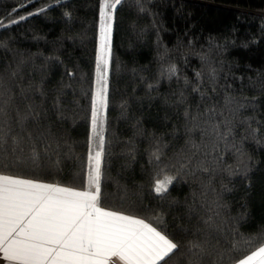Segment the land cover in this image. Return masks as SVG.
<instances>
[{
    "label": "trees",
    "instance_id": "16d2710c",
    "mask_svg": "<svg viewBox=\"0 0 264 264\" xmlns=\"http://www.w3.org/2000/svg\"><path fill=\"white\" fill-rule=\"evenodd\" d=\"M99 6L0 0V175L87 190ZM263 13L264 0L114 12L100 206L176 242L161 264H236L264 246Z\"/></svg>",
    "mask_w": 264,
    "mask_h": 264
},
{
    "label": "snow or ice",
    "instance_id": "6c2138e0",
    "mask_svg": "<svg viewBox=\"0 0 264 264\" xmlns=\"http://www.w3.org/2000/svg\"><path fill=\"white\" fill-rule=\"evenodd\" d=\"M121 2L100 0L87 190L0 175V254L10 264H161L179 248L143 219L100 206L103 113L114 12ZM93 139L98 143L93 145ZM173 179H157L154 191L166 192ZM236 264H264V246Z\"/></svg>",
    "mask_w": 264,
    "mask_h": 264
},
{
    "label": "rangeland",
    "instance_id": "374dc122",
    "mask_svg": "<svg viewBox=\"0 0 264 264\" xmlns=\"http://www.w3.org/2000/svg\"><path fill=\"white\" fill-rule=\"evenodd\" d=\"M260 17L263 18L264 20V13L263 14H258ZM98 42H99V35H98ZM95 87H96V72H95V84H94V90H95ZM105 110L106 108L104 109V113H103V120H104V117H105ZM105 123V121H104ZM91 124H92V118H91V123H90V137L93 135L92 134V131H91ZM103 135H104V126H103ZM93 145L97 144L98 143V140L96 139H93L92 142H91ZM90 150V148H89ZM88 175H89V165H88Z\"/></svg>",
    "mask_w": 264,
    "mask_h": 264
},
{
    "label": "built area",
    "instance_id": "2783aa9c",
    "mask_svg": "<svg viewBox=\"0 0 264 264\" xmlns=\"http://www.w3.org/2000/svg\"><path fill=\"white\" fill-rule=\"evenodd\" d=\"M0 264H6L5 260L3 259L2 254H0ZM11 264H14V262Z\"/></svg>",
    "mask_w": 264,
    "mask_h": 264
},
{
    "label": "crops",
    "instance_id": "0c3cea01",
    "mask_svg": "<svg viewBox=\"0 0 264 264\" xmlns=\"http://www.w3.org/2000/svg\"><path fill=\"white\" fill-rule=\"evenodd\" d=\"M5 262H6V264H10V262H8V261H5ZM11 263H13V262H11ZM117 264H123V262L122 261H118Z\"/></svg>",
    "mask_w": 264,
    "mask_h": 264
}]
</instances>
